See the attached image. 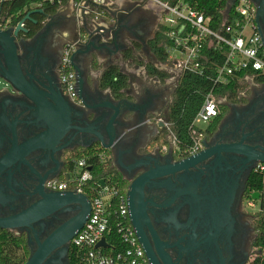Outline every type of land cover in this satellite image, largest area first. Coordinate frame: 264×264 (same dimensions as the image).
<instances>
[{
    "label": "flooded vegetation",
    "instance_id": "1",
    "mask_svg": "<svg viewBox=\"0 0 264 264\" xmlns=\"http://www.w3.org/2000/svg\"><path fill=\"white\" fill-rule=\"evenodd\" d=\"M250 1L255 10L254 29L264 48V0ZM40 17L34 15L41 24L45 18L41 21ZM20 22L12 26L16 28ZM63 26L71 31L69 38L53 27L37 40L38 47L30 55L28 42L23 43L20 66L27 80L22 87L27 92L21 94L9 88L0 94V161L4 160V166L0 164V218L14 216L40 202L41 185L45 192H55L47 187L48 181L70 178L75 172L74 157L78 152L102 147L96 135L79 139L72 129L69 136L61 139L57 151L47 156L33 154L26 158L25 166L20 165V160L8 163L6 158L43 131L44 120L35 114L28 97V70L40 81L58 86L75 106L64 91L61 74L65 46L76 40L79 33L73 21ZM23 27L35 32L41 28H28V21ZM159 27L157 9L134 11L127 23L113 29L118 32L114 42L95 38L101 49L83 56V63L88 67L109 58L125 62L129 53L135 55L138 45H147L155 39ZM20 36L26 37L24 33ZM2 63L10 73L5 60ZM177 87L176 81L161 85L150 106L143 108V113L140 109L142 124L131 132L121 129L110 151L113 167L123 180L126 224L150 264H257L264 254L256 247L260 234L258 214L264 195L251 189L250 183L252 177L261 176L255 170L263 164L255 154L264 155V82L251 83L244 95L225 101L221 115L208 127L219 123L204 136L200 152L213 149L210 155L187 169L146 176L191 157L174 144L166 125ZM133 95L134 92L130 97ZM141 95L140 106L144 107L150 100L145 92ZM88 99L91 106L106 100L98 92L89 94ZM41 159H45V167L40 164ZM256 193L260 195L258 200L253 198ZM79 212L80 208L72 205L37 222L34 228L39 239L45 240ZM11 232L25 238L30 249L28 261L37 246L33 232L28 228ZM66 259L59 250L44 264H70L69 254Z\"/></svg>",
    "mask_w": 264,
    "mask_h": 264
},
{
    "label": "built area",
    "instance_id": "2",
    "mask_svg": "<svg viewBox=\"0 0 264 264\" xmlns=\"http://www.w3.org/2000/svg\"><path fill=\"white\" fill-rule=\"evenodd\" d=\"M143 1L152 4L160 15V45L165 49L167 58L165 62H159L158 70L168 75L164 81L171 78L178 86L183 75L191 74L208 77L213 84L189 127L191 142L184 151L185 155L194 156L203 150L208 125L221 115L225 101L234 96L231 89L236 91V95H244L250 90L251 83L264 79V48L254 29L255 10L250 0H238L229 11L228 2L220 13L221 18L215 19L199 11L189 0ZM5 2L0 0V6ZM68 5L79 12V37L65 46L61 84L67 97L79 104L73 56L91 34L102 37L103 41H112L118 19L110 12L116 7L113 0H38L26 11ZM11 22L12 17L4 15L2 10L0 29H6ZM166 125L170 129L171 124L168 122ZM202 125H206V128H202ZM173 139L177 144L174 135ZM96 155L93 157L113 166L111 155L105 152ZM90 158H80L70 178L47 183L52 191L83 194L91 202V213L86 224L70 242L78 257V264H150L124 219V195L109 179L108 182L102 180L104 186L102 183H92L94 175ZM255 172L264 177V164L258 165ZM103 239L107 246L98 247Z\"/></svg>",
    "mask_w": 264,
    "mask_h": 264
},
{
    "label": "water",
    "instance_id": "3",
    "mask_svg": "<svg viewBox=\"0 0 264 264\" xmlns=\"http://www.w3.org/2000/svg\"><path fill=\"white\" fill-rule=\"evenodd\" d=\"M237 1L228 0L229 11ZM3 7L4 4L2 3L0 15ZM34 15L43 16L45 21L40 24L38 20L34 19ZM50 19L51 15L47 10L34 9L26 13L16 28L10 23L6 29H0V94L6 92L9 88L21 94L27 92L22 87L26 84L27 80L20 66V52L23 51L24 42H28V55L37 49V40L45 31H49L54 26L49 21ZM26 21H30L36 26H41L40 30L32 33L30 29H25L23 23ZM116 24H121V20H118ZM20 33H24L28 38L21 37ZM117 35L118 32L115 31L113 42ZM95 38L96 36H92L91 34L90 38L81 45L73 56V68L77 74V90L80 101L75 106L68 101L58 86L48 81H40L28 70V97L33 103L35 114L39 119L42 118L44 120L43 131L22 145L19 150L11 151L6 157L8 163L11 160L14 162L20 160V165L25 166L27 165L26 158H29L33 154L40 153L47 156L49 153L57 151L60 148L61 139L69 136L72 129L76 130L75 136H78L79 139H85L90 134L96 135L104 149L113 151L116 141L119 139L121 129L131 132L133 127L137 128L142 124L140 109L141 113H143L142 109L150 106V102L141 107V101L137 94H134L132 97L117 98L115 96L112 98L110 93H105L106 89H102L99 85L92 84L89 81L82 63L83 56L101 49L94 42ZM2 60H5L10 73L6 71ZM31 66L32 64H30ZM125 91H121V93L124 95ZM94 92L103 95L106 100L91 106L88 101V95ZM75 122L80 124L75 125ZM212 151L213 149H207L169 167L158 168L156 169L157 171L154 170L146 176H150L153 172L168 174L187 169L210 155ZM249 152L252 151L248 150ZM255 155L258 156L257 160H260L264 164V155ZM3 162L4 160L0 161L1 166H4ZM40 164L45 167V159H41ZM28 166L30 167L29 162ZM101 183L104 186V181H101ZM39 192L42 197L40 202L19 214L0 218V229L20 231L23 228H28V230L33 232L37 246L32 249L30 258L25 264L47 263L51 260L52 254L59 250L64 252L66 260H68L70 242L86 224L91 213V202L87 196L71 191L45 192L42 185L39 187ZM259 196V193H256L253 195V198L258 200ZM72 205L80 208V212L74 218L58 227L45 240L41 241L34 225L61 208ZM100 246H107L105 239L98 244V247Z\"/></svg>",
    "mask_w": 264,
    "mask_h": 264
},
{
    "label": "trees",
    "instance_id": "4",
    "mask_svg": "<svg viewBox=\"0 0 264 264\" xmlns=\"http://www.w3.org/2000/svg\"><path fill=\"white\" fill-rule=\"evenodd\" d=\"M38 0H6L3 7V13L6 16L12 17V24L16 25L22 20L26 13L27 8L37 3ZM193 6L199 11L205 13L207 16H212L215 19L221 18V11H223L228 3V0H189ZM48 13L54 14L57 11V6H45ZM40 20L43 21L44 17L41 16ZM28 28L38 29L34 23L28 21ZM35 33V30L32 31ZM162 35L158 32L155 39L148 43L151 52L159 62H165L167 53L163 46L160 45ZM128 59L131 54H128ZM147 73L150 76H156L164 81L167 78L165 72L159 71L153 66H147ZM264 82V79L260 80ZM128 86L127 77L120 71L118 67L108 68L100 80V87L102 89H110L114 96L120 98L123 96L121 91L125 90ZM213 84L208 77H198L191 74H185L181 77L178 87L176 88L173 101L170 105L168 112V121L171 124L170 132L177 140L178 148L186 150L191 142L189 135V127L195 120L198 112L200 111L205 95L211 90ZM225 90H223L224 92ZM231 93L236 95V91L231 89ZM231 98V97H230ZM219 121L212 126L207 127L206 133L212 132ZM105 152L111 155L109 150L102 147L91 148L86 151H80L75 155V166L77 161L82 157L89 156V163L92 165V173L94 179L93 184L100 185L102 180L108 179L116 185L122 195H124V185L121 176L117 173L111 163H104L99 161L98 157H93L96 153ZM97 156V155H96ZM71 169L70 171H72ZM66 180L67 177H64ZM251 179V189L261 191L264 195V177L254 176ZM261 212L258 214V229L260 231L259 238L256 241V247L264 252V198L261 203ZM30 249L27 247L24 237L15 235L9 230L0 229V264H25L29 257ZM70 264H78V257L75 250L71 247L69 252ZM257 264H264V254L261 256Z\"/></svg>",
    "mask_w": 264,
    "mask_h": 264
},
{
    "label": "crops",
    "instance_id": "5",
    "mask_svg": "<svg viewBox=\"0 0 264 264\" xmlns=\"http://www.w3.org/2000/svg\"><path fill=\"white\" fill-rule=\"evenodd\" d=\"M113 2L116 4V7L114 9H111L110 12L112 13L113 17L121 20V23L123 24H125V22H128L130 15L134 11L142 10L147 12L155 9L152 4L143 0H113ZM49 14L51 15V19L49 21L54 25L53 27L56 30L58 29L57 31H59L65 38H69L71 34L70 29L63 26L65 22L73 21L76 26V30H78L77 20L79 17V12L75 11L72 5L57 8L56 13ZM60 23H62V26L60 25ZM146 46L148 51L144 54L148 59H150L149 61H143V57L140 56V53H142L143 50L140 49L141 45H138V52H136L134 56L131 55V58L125 62L116 59L111 60L109 58L105 61L100 60V62H98L97 64H93L88 67L85 66L84 63H82V66L85 67V71L87 73L89 81L92 84L95 83L97 85H100V80L102 79L104 72L108 68L118 67L120 71L127 77L128 81V86L126 88L127 90H123L125 91V93L122 97H130L133 92L134 94L140 96L145 92L148 96V99L150 100V103H152V100L155 97V93L161 86V81L158 77L150 76L147 73V66L151 65L154 68L158 69L159 61L151 52L148 44ZM131 62L136 64L130 67L128 66V63ZM105 93H110L112 95V98L115 97L110 89H106Z\"/></svg>",
    "mask_w": 264,
    "mask_h": 264
},
{
    "label": "rangeland",
    "instance_id": "6",
    "mask_svg": "<svg viewBox=\"0 0 264 264\" xmlns=\"http://www.w3.org/2000/svg\"><path fill=\"white\" fill-rule=\"evenodd\" d=\"M155 9H156V8H155ZM140 49L143 50L142 53H140V56L143 57V61H149L150 59H148V58L146 57V55L144 54L145 52L148 51L146 44H145V45H144V44L141 45ZM136 52H138V49H137ZM135 64H136V63L131 62V63H128V66L132 67V66L135 65ZM173 81H174V80H172L171 78H168L166 81H161V85H164V83H165V84H166V83H167V84H170V83H173ZM0 87H1V85H0ZM2 87H3V85H2ZM201 127H202V128H206V125H202Z\"/></svg>",
    "mask_w": 264,
    "mask_h": 264
}]
</instances>
